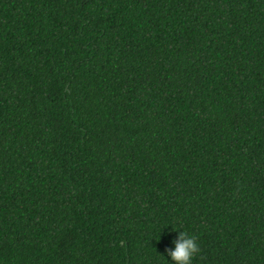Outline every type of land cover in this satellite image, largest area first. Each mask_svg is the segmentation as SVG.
<instances>
[{"label": "trees", "instance_id": "16d2710c", "mask_svg": "<svg viewBox=\"0 0 264 264\" xmlns=\"http://www.w3.org/2000/svg\"><path fill=\"white\" fill-rule=\"evenodd\" d=\"M264 264V0H0V264Z\"/></svg>", "mask_w": 264, "mask_h": 264}, {"label": "clouds", "instance_id": "9594fccd", "mask_svg": "<svg viewBox=\"0 0 264 264\" xmlns=\"http://www.w3.org/2000/svg\"><path fill=\"white\" fill-rule=\"evenodd\" d=\"M171 244L172 247L166 249L171 264H192L199 250L195 237L179 230Z\"/></svg>", "mask_w": 264, "mask_h": 264}]
</instances>
